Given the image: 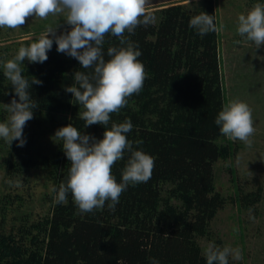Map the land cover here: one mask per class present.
Segmentation results:
<instances>
[{
    "label": "trees",
    "instance_id": "obj_1",
    "mask_svg": "<svg viewBox=\"0 0 264 264\" xmlns=\"http://www.w3.org/2000/svg\"><path fill=\"white\" fill-rule=\"evenodd\" d=\"M263 1L252 0L255 4ZM148 11L155 16L153 24L138 26L131 35L125 33L142 53L137 59L145 68L143 88L129 97L118 113L110 114L108 127L131 121L133 128L127 139L134 149L154 158L151 179L129 185L114 211L106 202L103 209L81 213L70 193L65 203L57 204L56 193L51 191L47 214L32 221L24 215L18 224L0 229V264H151L152 258L159 264H206L197 237L208 235L210 221L226 201L215 188L213 167L231 157L234 148L215 124L226 105L218 31L201 36L189 21L206 12L218 27L215 2L198 0ZM64 26L57 29V35L66 30ZM44 32L37 30L30 38L0 44V104L10 103L15 96L4 76V62ZM110 45L120 46L109 34L103 48L106 60ZM47 56L43 63L25 58L20 65L29 82L33 77L42 81L28 90L38 104L32 111L44 115L54 132L71 123L81 133L102 139L105 126L84 127L78 115L82 107L64 90L74 83L75 71L92 70L81 68L75 58L58 52L55 40ZM1 114L0 120L5 117ZM17 156L21 160L12 159L10 151L9 157L2 159L7 175L23 176L39 167L46 171L51 189H58L67 179L70 162L61 142L50 154L38 151L35 156ZM128 156L125 152L124 159L111 169L117 182ZM15 198L20 205L22 196L15 194ZM260 198L259 190L238 195V189L235 197L239 208L245 210L252 209ZM11 199L9 193L0 194L2 220L8 210L15 211L9 206Z\"/></svg>",
    "mask_w": 264,
    "mask_h": 264
},
{
    "label": "clouds",
    "instance_id": "obj_2",
    "mask_svg": "<svg viewBox=\"0 0 264 264\" xmlns=\"http://www.w3.org/2000/svg\"><path fill=\"white\" fill-rule=\"evenodd\" d=\"M147 0H0V28H20L26 18L46 20L49 16H62L70 25L57 35V26H48L36 42L19 48L17 54L4 62V76L11 82L15 96L6 104L9 116L0 122V138L11 144L18 141L23 147L26 140L23 128L33 119L32 109L38 107L30 96L31 85L42 84L33 77L31 82L22 75L20 65L27 58L32 63H43L48 59L55 40L57 51L75 58L81 68L90 72L75 71L74 83L64 90L72 94V100L82 107L78 113L84 127L94 124L105 126L102 139L81 133L71 123L55 131L54 141L61 142L62 149L70 162L68 176L56 193L55 203L63 204L68 194L81 213L103 209L106 202L114 211L121 194L129 185L147 183L152 176L154 158L142 150L133 148V142L126 134L132 131L130 120L110 123V114L118 113L127 105V99L139 94L143 88L146 73L144 65L137 59L142 55L138 47L125 36L134 34L138 26H149L155 16L148 11ZM189 26L204 36L219 31L214 17L201 12L194 15ZM237 34L255 44L264 45V4H255L246 14L238 16ZM112 35L119 40V47L109 46L105 59V37ZM16 97L19 99L17 100ZM220 133L232 141H242L251 146L254 134L252 110L247 103L232 100L215 118ZM139 144L142 141H136ZM121 180L112 175L113 165L124 159ZM206 264H228L242 258L239 249L225 246L222 249L209 243L203 250ZM151 264H159L152 258Z\"/></svg>",
    "mask_w": 264,
    "mask_h": 264
},
{
    "label": "rangeland",
    "instance_id": "obj_3",
    "mask_svg": "<svg viewBox=\"0 0 264 264\" xmlns=\"http://www.w3.org/2000/svg\"><path fill=\"white\" fill-rule=\"evenodd\" d=\"M197 1L147 0L146 7L148 10H154L172 4H190ZM214 2L219 23L218 49L225 104L232 100L247 103L252 110L255 132L250 137V147L242 141L230 140L234 148L233 155L214 164L215 188L226 201L210 221L208 235L197 237V242L202 252L209 243L239 249L242 258L234 260L229 256L231 264H264V45L256 48L254 43L239 36L236 31L238 16L246 14L255 5L252 0ZM262 3L264 4V1ZM61 24L65 25L64 29L70 28L62 16H49L46 20L28 17L20 28H0V44L30 38L37 30H46L48 26H57V29H60ZM5 105L0 104L1 115L5 116L0 122L9 116ZM44 117L33 112V119L27 121L23 128L26 140L23 147H19L16 140L9 144L0 138V194L9 193L12 198L9 206L15 208V211H7L4 220L0 216V229H8L12 224H18L24 215H28V219L32 221L50 210L51 186L44 169L31 168L23 176L7 175L2 169V159L9 157L10 151L14 154L12 159L21 160V157L17 156L21 153L35 156L38 151L50 154L57 149L58 142L52 138L55 132L50 121ZM230 168L233 172H230ZM237 189L238 195L259 190L260 201L252 209H240L235 199ZM15 194L22 196L20 205ZM217 240L220 243H217Z\"/></svg>",
    "mask_w": 264,
    "mask_h": 264
}]
</instances>
